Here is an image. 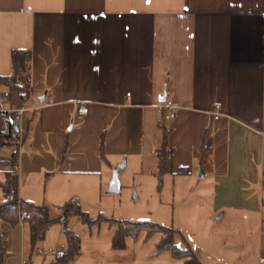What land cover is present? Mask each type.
<instances>
[{
  "label": "crops",
  "instance_id": "0c3cea01",
  "mask_svg": "<svg viewBox=\"0 0 264 264\" xmlns=\"http://www.w3.org/2000/svg\"><path fill=\"white\" fill-rule=\"evenodd\" d=\"M13 49L30 52L31 90L16 121L21 200L82 205L123 165L122 177L170 189L184 224L199 220L197 235L176 228L201 263L218 257L204 239L263 245L264 0H0V76L11 74ZM163 97L178 105L167 122L158 117ZM12 104L22 105L19 93L3 108ZM202 144L211 149L205 171ZM1 230L0 264H54L66 250L62 228L56 238L47 231L33 257L25 223ZM109 250L123 251L80 240L69 264H97Z\"/></svg>",
  "mask_w": 264,
  "mask_h": 264
},
{
  "label": "rangeland",
  "instance_id": "374dc122",
  "mask_svg": "<svg viewBox=\"0 0 264 264\" xmlns=\"http://www.w3.org/2000/svg\"><path fill=\"white\" fill-rule=\"evenodd\" d=\"M3 158H8L6 150L0 152ZM124 172L118 174L120 190L117 193H108V187L97 192L92 196H86L81 205L78 201L80 210L85 212L89 219L105 218L116 221H129L134 223H151L159 226L172 228L174 230L173 244L179 249L187 248L182 233H179L176 227L192 230V234L199 233V220L191 225L184 224V213L180 204L173 200L172 192L159 191L153 185L148 183L140 184L137 179L132 177L124 178ZM3 173L0 172V182L3 180ZM3 200L0 191V201ZM48 206V205H47ZM50 208L49 217L55 219L59 215L57 206H48ZM174 223V226L172 224ZM63 229L59 223H52L48 232L50 236L57 237L59 229ZM66 228L77 234L83 247L90 242L91 238H98L100 243H111L115 227L106 222H99L87 226L78 215L72 214L67 219ZM54 230V231H53ZM47 234V233H46ZM65 236H63L64 238ZM262 237V236H261ZM162 234L154 232L148 234L146 231H140L135 236H129L125 239V248L121 254L113 250L98 254L97 264H184V259L175 257L171 251L163 250L159 247ZM199 237H196V240ZM49 240V239H48ZM195 240V238H194ZM210 244L211 248L218 255L213 258V264H264V255L260 251L264 250L263 245L258 248L252 239L246 237L231 239L226 237H215L204 239ZM45 241V240H44ZM113 248V247H112ZM35 250L32 257L35 256ZM48 249V248H47ZM46 250H41L47 252ZM115 250V249H114Z\"/></svg>",
  "mask_w": 264,
  "mask_h": 264
},
{
  "label": "trees",
  "instance_id": "16d2710c",
  "mask_svg": "<svg viewBox=\"0 0 264 264\" xmlns=\"http://www.w3.org/2000/svg\"><path fill=\"white\" fill-rule=\"evenodd\" d=\"M11 74L0 76V84L7 88L8 93H19L21 97H29L30 94V52L27 50L13 49L10 54ZM12 123L10 114L0 113V151L6 137L2 131L3 122ZM166 136H164V139ZM211 149L209 145L202 144L199 149V165L205 171L208 166V160ZM161 154L158 167L159 186L162 179L163 167L170 156L164 145L159 149ZM14 159L11 157L3 158L0 155V168L3 173V180L0 182V191L3 201L0 202V263L5 256V237L1 230V223H6L10 227H15L20 223H25L28 228L29 247L31 253L35 250L37 244L45 238V235L52 223L56 222L62 225L63 233L66 239V250L55 258L54 264H69L80 253V238L77 234L66 228L67 219L70 215L76 214L87 225H94L99 222H106L115 227L112 236V247L115 250L125 248V239L129 236H135L140 231H146L148 234L160 232L162 234L159 247L163 250H169L177 258L184 259V264H203L201 263L190 247L179 249L173 244L174 230L151 223H134L129 221H116L105 218L91 220L87 214L80 210L75 199L59 207L60 214L55 218L49 217L50 208L47 205H35L23 201L18 196V177L12 172ZM179 174L186 173V170H180ZM264 206V200H263ZM264 230V222H263ZM264 250L261 251V256Z\"/></svg>",
  "mask_w": 264,
  "mask_h": 264
},
{
  "label": "built area",
  "instance_id": "2783aa9c",
  "mask_svg": "<svg viewBox=\"0 0 264 264\" xmlns=\"http://www.w3.org/2000/svg\"><path fill=\"white\" fill-rule=\"evenodd\" d=\"M8 93L0 94V113L2 114H10L12 117V123L8 124L6 121L2 124V131L6 137V140L4 144L2 145L1 150H6L9 154V157L14 159V163L12 166V172L14 174H18L20 171V158H19V152L20 148L22 146V134L20 129L18 128V125L16 124V121L22 116L26 103L28 101V97H21V106H16L15 104H12L8 109L3 108V103L8 97ZM51 101H48V104H51ZM178 109V105L171 101L166 99L158 109V117L160 122H167L171 120L173 117L175 111ZM213 112V118L214 120H218L220 117L219 109L220 107L216 105L214 107ZM88 113V108L85 104H80L79 107L76 110V118L81 120L83 119ZM17 126V128H15ZM0 172H2V169L0 168ZM23 264H26L23 262Z\"/></svg>",
  "mask_w": 264,
  "mask_h": 264
},
{
  "label": "water",
  "instance_id": "95a60500",
  "mask_svg": "<svg viewBox=\"0 0 264 264\" xmlns=\"http://www.w3.org/2000/svg\"><path fill=\"white\" fill-rule=\"evenodd\" d=\"M165 100H166V97H163L160 101L164 102ZM15 128H17V126H15ZM122 169H123V165L119 166L117 170H122ZM117 170H114L112 173V179H111V182L109 184L108 193H117L120 190ZM199 175L203 176L201 169H199Z\"/></svg>",
  "mask_w": 264,
  "mask_h": 264
}]
</instances>
